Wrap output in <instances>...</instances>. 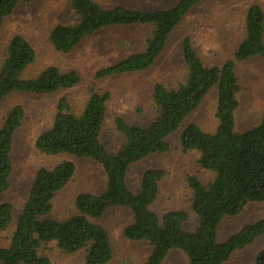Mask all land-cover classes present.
I'll return each mask as SVG.
<instances>
[{
  "label": "trees",
  "instance_id": "trees-1",
  "mask_svg": "<svg viewBox=\"0 0 264 264\" xmlns=\"http://www.w3.org/2000/svg\"><path fill=\"white\" fill-rule=\"evenodd\" d=\"M0 0V26L20 2ZM202 0H177L173 5L153 10H139L123 4L104 7L94 0H70L76 16L72 24L55 25L49 33L51 45L59 52H70L82 39L110 26H151L142 50L133 51L112 65L99 69L106 77L148 69L163 51L174 27ZM244 34L230 58L220 65H205L193 47L191 38L181 42L186 75L175 87L156 83L152 99L157 115L147 125L129 124L122 117L114 120L122 140L113 152L100 141L109 92L92 90L79 111H74L66 97L56 105L49 128L35 139V147L45 155L67 154L98 162L106 176L99 194L79 193L74 200L76 212L62 220L48 214L56 193L71 179L75 165L62 160L51 167H40L31 182L15 228L7 245L1 244L2 232L12 220L13 207L0 202V264H49L40 253L47 243L67 253L84 249L83 264H106L112 255L107 230L93 221L112 207H125L131 213L123 234L131 240L147 241L151 247L144 264H161L170 250L179 249L189 264H224L231 254L264 234V217L242 226L224 240L218 228L224 217L238 214L250 202L264 201V113L259 122L243 131L235 128V112L240 89L235 72L237 62L252 57L264 58V10L258 3L249 4L244 12ZM35 60V50L20 34L7 41L6 54L0 63V100L13 92L53 94L80 82L74 70L61 71L46 66L27 77L25 70ZM215 89V116L218 124L211 133L196 123L187 124L179 141L184 151L197 150L202 168L213 173L207 182L187 177L191 190V209L196 216L192 230L184 228L187 219L182 210L161 216L151 205L158 195L163 171H143L135 190L129 188V168L144 157L167 151V137L177 131L186 117ZM24 116L21 105H14L0 126V192L9 186L12 170L10 152L13 136ZM255 264H264V247Z\"/></svg>",
  "mask_w": 264,
  "mask_h": 264
},
{
  "label": "rangeland",
  "instance_id": "rangeland-1",
  "mask_svg": "<svg viewBox=\"0 0 264 264\" xmlns=\"http://www.w3.org/2000/svg\"><path fill=\"white\" fill-rule=\"evenodd\" d=\"M94 1L104 7L123 4L134 9L153 10L169 7L177 0ZM253 2L264 10V0H202L174 27L163 51L148 69L106 77L96 76L97 71L133 51L142 50L151 33V26L106 27L82 39L70 52L63 53L51 45L49 33L55 25L75 22L70 0L20 2L0 26V63L6 54L9 38L20 34L35 50V60L25 70V76H34L46 66H55L61 71H76L80 82L53 94L13 92L0 100V126L12 106L18 104L24 109L23 119L13 136L9 186L0 192V202H9L13 207L12 220L2 232L1 244L7 245L33 177L40 167H51L62 160H70L75 165L71 179L54 196L53 207L48 214L52 219L62 220L73 215L76 212L74 200L79 193L99 194L105 187V172L95 160L67 154L48 156L35 147L36 137L50 127L61 97H66L77 112L92 90L109 92L100 141L108 151L113 152L122 140L121 133L115 127V118L122 117L129 124L147 125L157 115L152 99L153 86L161 83L170 88L184 80L186 68L181 51L182 39L186 36L191 38L193 47L205 65H220L232 56L241 40L244 34V12ZM235 72L240 87L235 128L243 131L256 125L264 113V58L252 57L237 62ZM215 107L216 92L212 89L186 117L180 128L167 137L168 150L150 154L135 162L126 176L127 185L135 190L144 170H162L164 174L159 180L158 195L151 209L160 216L172 210L186 212L184 228L187 230H192L196 222L190 205L191 190L187 177L195 176L207 182L213 178V173L201 167L197 150L182 149L179 137L189 123H196L205 132H213L218 124ZM263 217L264 201L247 203L238 214L221 220L218 239L224 240L242 226ZM130 220L131 213L125 207H112L102 217L93 219L107 230L110 237L112 255L106 264L145 263L151 249L149 243L128 239L123 234ZM263 247L264 234L249 245L235 250L224 264H255L256 254ZM40 253L49 259V264H83L85 255L84 249L74 253L64 252L55 242L42 246ZM161 264L189 262L181 250L173 249Z\"/></svg>",
  "mask_w": 264,
  "mask_h": 264
}]
</instances>
